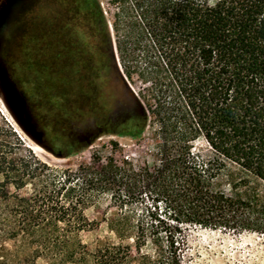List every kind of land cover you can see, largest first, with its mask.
<instances>
[{
	"label": "trees",
	"instance_id": "16d2710c",
	"mask_svg": "<svg viewBox=\"0 0 264 264\" xmlns=\"http://www.w3.org/2000/svg\"><path fill=\"white\" fill-rule=\"evenodd\" d=\"M90 1L96 83L106 75L109 84L106 134L136 138L152 117L153 161L107 158L72 173L33 155L4 157L0 247L18 240L23 253L32 249L19 264L73 262L86 253L83 212L103 196L121 210L108 220L117 243L98 242L87 253L93 264H183L192 228L264 236V0H109L106 12L97 0H81L84 10ZM123 78L141 85L136 96ZM60 119L64 155L53 154L92 144L96 136L76 146L91 129L69 136L71 119ZM29 180H38L30 196L8 191Z\"/></svg>",
	"mask_w": 264,
	"mask_h": 264
},
{
	"label": "rangeland",
	"instance_id": "374dc122",
	"mask_svg": "<svg viewBox=\"0 0 264 264\" xmlns=\"http://www.w3.org/2000/svg\"><path fill=\"white\" fill-rule=\"evenodd\" d=\"M88 0H85L87 2ZM104 12L109 10V0H97ZM48 8L35 13L37 22L29 28L28 47L12 50L4 66L11 84L24 101V111L18 115L3 101L0 92V160L4 157L27 161L32 155L54 170L75 172L78 165H90L94 160L102 163L107 158L117 163L127 160L135 164L152 163L153 147L158 141L159 126L153 121L136 138L121 135H97L89 146H80L78 152L59 158L51 151L60 147L61 116L71 119L72 133L88 131L99 121L108 123V95L96 103L91 97L99 90V70L94 57L97 44L93 21V4L82 8L81 0H46ZM108 16V15H107ZM104 81V86L106 80ZM107 84V83H106ZM137 93L141 85L135 81L129 85ZM108 87V86H107ZM70 140V139H68ZM196 147L205 149L202 142ZM3 177L0 174V192ZM30 181L16 191L9 185L10 193L20 197L30 196L38 189ZM89 223L78 238L86 253L77 255L73 262L62 264H93L92 257L98 242L117 243L108 229V220L121 213L109 197L103 196L84 210ZM47 220H53L50 216ZM127 243L132 244V241ZM142 252L152 253L150 247ZM32 256V249L23 253L22 243L16 240L2 241L0 257L5 264H19L24 256ZM132 255L136 252L133 250ZM36 264H61L37 258ZM132 264H136L132 262ZM183 264H264V236L243 234L239 236L217 231L192 228L187 231V252Z\"/></svg>",
	"mask_w": 264,
	"mask_h": 264
},
{
	"label": "flooded vegetation",
	"instance_id": "af4514ba",
	"mask_svg": "<svg viewBox=\"0 0 264 264\" xmlns=\"http://www.w3.org/2000/svg\"><path fill=\"white\" fill-rule=\"evenodd\" d=\"M47 8L46 0H0V92L3 95H5V88L2 81L9 80L4 67L7 65L6 60L11 56L12 50L28 47L29 28L34 21L37 22L34 14L44 12ZM104 77L106 80L107 76ZM106 83L104 86V81H98L99 90L92 94V101L96 103L103 101V95L108 92V82ZM112 129L109 123L98 121L88 133L76 138L75 145L88 143L93 137L99 134L104 135Z\"/></svg>",
	"mask_w": 264,
	"mask_h": 264
},
{
	"label": "water",
	"instance_id": "95a60500",
	"mask_svg": "<svg viewBox=\"0 0 264 264\" xmlns=\"http://www.w3.org/2000/svg\"><path fill=\"white\" fill-rule=\"evenodd\" d=\"M120 71V69H119ZM124 79V78H123ZM114 82H111L110 84H118L119 87L125 91V86H124V82L117 76L113 77ZM125 84H127V86L130 88V86L128 85V83L126 82V79H124ZM4 88H5V95L3 98V101L6 105H9L13 111L15 113H17L18 115H22L23 111H24V101L23 99L19 96V94L17 93L15 87L13 84H11V82L7 79H4L2 81ZM109 88V84L107 89ZM131 89V88H130ZM131 91L133 92V94L136 96V94L134 93V91L131 89Z\"/></svg>",
	"mask_w": 264,
	"mask_h": 264
}]
</instances>
